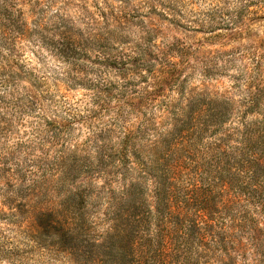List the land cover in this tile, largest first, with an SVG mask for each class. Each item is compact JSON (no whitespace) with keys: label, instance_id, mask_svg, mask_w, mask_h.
Segmentation results:
<instances>
[{"label":"rangeland","instance_id":"1","mask_svg":"<svg viewBox=\"0 0 264 264\" xmlns=\"http://www.w3.org/2000/svg\"><path fill=\"white\" fill-rule=\"evenodd\" d=\"M0 12V264H69L9 215L8 184L52 200L75 158L114 154L137 128L133 153L148 152L196 99H228L232 130L248 82L264 85V0H0ZM81 181L117 185L98 169Z\"/></svg>","mask_w":264,"mask_h":264},{"label":"trees","instance_id":"2","mask_svg":"<svg viewBox=\"0 0 264 264\" xmlns=\"http://www.w3.org/2000/svg\"><path fill=\"white\" fill-rule=\"evenodd\" d=\"M245 94L232 130L228 99H196L148 152L133 153L146 132L137 128L114 154L101 147L92 160L75 158L52 200L8 184L9 215L25 219L33 239H53L69 264H253L264 255V85L250 80ZM84 169L103 170L116 187L77 183Z\"/></svg>","mask_w":264,"mask_h":264}]
</instances>
